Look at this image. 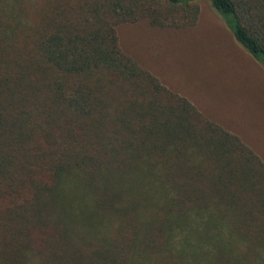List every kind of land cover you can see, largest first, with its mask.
<instances>
[{"label":"trees","instance_id":"1","mask_svg":"<svg viewBox=\"0 0 264 264\" xmlns=\"http://www.w3.org/2000/svg\"><path fill=\"white\" fill-rule=\"evenodd\" d=\"M206 1L264 74V0ZM195 2L0 0V264H264V163L117 46Z\"/></svg>","mask_w":264,"mask_h":264},{"label":"rangeland","instance_id":"2","mask_svg":"<svg viewBox=\"0 0 264 264\" xmlns=\"http://www.w3.org/2000/svg\"><path fill=\"white\" fill-rule=\"evenodd\" d=\"M195 3L196 21L185 33L164 32L146 20L120 23L114 26L117 46L162 86L236 135L264 163V74L208 2Z\"/></svg>","mask_w":264,"mask_h":264}]
</instances>
